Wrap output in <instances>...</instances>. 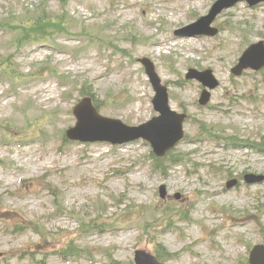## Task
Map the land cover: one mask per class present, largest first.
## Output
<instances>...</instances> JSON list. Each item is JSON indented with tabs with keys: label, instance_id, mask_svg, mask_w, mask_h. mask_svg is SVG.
<instances>
[{
	"label": "rangeland",
	"instance_id": "374dc122",
	"mask_svg": "<svg viewBox=\"0 0 264 264\" xmlns=\"http://www.w3.org/2000/svg\"><path fill=\"white\" fill-rule=\"evenodd\" d=\"M215 1L0 0V23L11 29L0 30V264H133L137 249L156 248L170 253L164 264H248V250L264 243V183L243 181L264 174L256 148H264V72L235 76L231 68L264 39V2L225 9L214 37L175 35ZM41 12L52 25L67 22L57 44L12 43L24 34L16 25ZM145 57L168 86L171 108L188 114L173 151L182 161L164 175L144 140L64 139L83 85L105 116L138 125L157 114ZM44 65L71 81L33 76ZM189 68L212 69L221 83L207 105L199 104L204 87L185 78ZM201 125L209 132L202 140ZM233 178L240 184L227 189ZM90 220L101 229L82 231ZM66 239L85 248L82 257H61Z\"/></svg>",
	"mask_w": 264,
	"mask_h": 264
},
{
	"label": "water",
	"instance_id": "95a60500",
	"mask_svg": "<svg viewBox=\"0 0 264 264\" xmlns=\"http://www.w3.org/2000/svg\"><path fill=\"white\" fill-rule=\"evenodd\" d=\"M242 0H218L213 5L209 15L200 18L196 23L191 24L183 29L177 30L178 35L194 36L198 34L216 35L218 29L211 24L216 16L224 9L233 6ZM251 5L257 4L264 0H247ZM146 67V73L156 91L153 100L155 108L161 113L160 116L152 118L150 121L137 127L127 126L120 120L110 119L98 114L92 105L89 97L84 98L75 108L74 112L78 117L75 127L68 130L67 134L72 139L82 141L108 140L113 143H123L126 141L145 138L153 146L157 156H164L176 143L183 138V121L185 114H179L171 110L169 106L167 87L162 85L154 64L148 58L141 59ZM264 67V41L250 45L241 58L239 63L233 69L236 75L242 74L243 70L252 68L259 70ZM187 78H196L205 86L213 89L219 85L211 70L198 71L190 69ZM210 99V92L204 90L200 102L206 104ZM248 183H257L264 180V176L248 174L245 177ZM236 181H231L228 186L231 187ZM162 197L166 196V187L160 188ZM136 264H161L157 258L143 250H138L135 257ZM251 264H264V245L259 244L253 247L250 252Z\"/></svg>",
	"mask_w": 264,
	"mask_h": 264
},
{
	"label": "trees",
	"instance_id": "16d2710c",
	"mask_svg": "<svg viewBox=\"0 0 264 264\" xmlns=\"http://www.w3.org/2000/svg\"><path fill=\"white\" fill-rule=\"evenodd\" d=\"M10 22L12 23L15 21L10 19ZM66 23L67 22H63V24H61V27H59L58 25H52L53 23L51 22V19L49 18V16H46L43 12H41L36 17L28 19L27 23L24 22V20H21V22L16 26L22 27L24 29V34L16 35L13 40L15 44H17L18 46H21L22 44L31 42V40L33 41L36 38L46 37L47 36L46 32L49 29H57V30L63 29L62 26ZM0 29H10V27L5 23L3 24L0 23ZM15 30H18V28H16ZM33 36L34 38L31 39L30 41L23 42ZM2 66H3V63H0L1 72H2V68H1ZM82 92L83 94L91 95L92 97H94L93 91L85 90L82 88ZM175 157L176 156L173 155V153H170L167 157V161H170V162L179 161V159H176ZM163 164H164L163 160H159L155 158V168H158L160 172L165 173V169L162 167ZM60 253H62L66 257H71V256L76 257L79 255V248L72 239H66L63 243V247ZM161 255H163V252H161V249L158 248L157 256L160 258ZM111 264H121V263L114 261Z\"/></svg>",
	"mask_w": 264,
	"mask_h": 264
}]
</instances>
